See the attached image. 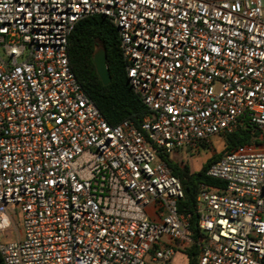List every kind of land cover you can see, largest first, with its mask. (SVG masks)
<instances>
[{"label":"built area","instance_id":"obj_1","mask_svg":"<svg viewBox=\"0 0 264 264\" xmlns=\"http://www.w3.org/2000/svg\"><path fill=\"white\" fill-rule=\"evenodd\" d=\"M94 15L139 126L109 125L70 68ZM240 130L198 188L197 264H264V0H0V234L21 218L3 264H170L192 233L161 156Z\"/></svg>","mask_w":264,"mask_h":264},{"label":"trees","instance_id":"obj_2","mask_svg":"<svg viewBox=\"0 0 264 264\" xmlns=\"http://www.w3.org/2000/svg\"><path fill=\"white\" fill-rule=\"evenodd\" d=\"M97 47L106 51L111 76V82L107 86L102 85L95 72L92 55ZM67 55L72 72L109 125L130 119L139 126L149 112L129 85L119 50L117 29L106 17L94 15L75 23L68 37ZM247 140L245 131L240 130L228 136L225 150L246 143ZM222 155L208 159L196 175L190 174L187 166H179L173 162L168 155L161 156L173 175L179 179L183 189L184 197L177 203L178 211L190 214L188 227L192 233V243L184 250L188 264H197L199 239L203 236L197 226L198 215L195 212L199 184L207 181L208 167ZM0 264H3L1 257Z\"/></svg>","mask_w":264,"mask_h":264},{"label":"rangeland","instance_id":"obj_3","mask_svg":"<svg viewBox=\"0 0 264 264\" xmlns=\"http://www.w3.org/2000/svg\"><path fill=\"white\" fill-rule=\"evenodd\" d=\"M228 136L223 134L211 137L209 142L200 144L196 148L183 147L172 155H169L170 159L177 163L179 166H187L190 174L196 175L201 167L212 156L222 155L226 151ZM200 184H206L210 186L219 185L217 181L207 178V181ZM199 184V185H200ZM16 222L13 227L7 229L4 234H0V244L11 242L19 237V230L21 228V218L16 216ZM187 258L183 253H177L175 258L170 264H186Z\"/></svg>","mask_w":264,"mask_h":264},{"label":"water","instance_id":"obj_4","mask_svg":"<svg viewBox=\"0 0 264 264\" xmlns=\"http://www.w3.org/2000/svg\"><path fill=\"white\" fill-rule=\"evenodd\" d=\"M95 72L103 86L111 82L110 71L107 64L106 51L102 47H97L92 55Z\"/></svg>","mask_w":264,"mask_h":264},{"label":"crops","instance_id":"obj_5","mask_svg":"<svg viewBox=\"0 0 264 264\" xmlns=\"http://www.w3.org/2000/svg\"><path fill=\"white\" fill-rule=\"evenodd\" d=\"M185 249H186V248H185ZM185 249H183V250H182V249H179L178 251H176V254L179 253V252L184 254V250H185ZM198 250H199V248H198ZM198 253H199V252H198ZM184 255H185V254H184ZM175 256H176V255H175ZM185 256H186V255H185ZM174 258H175V257H174ZM174 258H173V259H174ZM186 258H187V256H186ZM197 258H198V255H197ZM186 264H188V258H187V263H186Z\"/></svg>","mask_w":264,"mask_h":264}]
</instances>
